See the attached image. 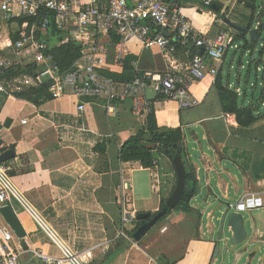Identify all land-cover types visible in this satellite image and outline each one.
Returning a JSON list of instances; mask_svg holds the SVG:
<instances>
[{
  "label": "crops",
  "instance_id": "0c3cea01",
  "mask_svg": "<svg viewBox=\"0 0 264 264\" xmlns=\"http://www.w3.org/2000/svg\"><path fill=\"white\" fill-rule=\"evenodd\" d=\"M233 1L251 11V26L262 20L257 9L247 7L251 0ZM184 2V13L190 17L186 7L192 9L196 3ZM231 2L212 0L210 10L216 21L225 22L228 16L223 18L219 13ZM214 3L218 4V11L212 7ZM254 5L256 7V0ZM191 15L195 18L197 13L192 11ZM21 17L17 7L12 17H6L0 9V58L16 59L13 44L31 31V26L10 22ZM193 24L210 38L223 30L221 27L215 31L209 26L204 28L203 22L201 29L195 22ZM75 30L73 27L64 33L53 22L49 29L37 31V35L46 39L51 48L67 42ZM12 36L18 38L13 40ZM101 39L107 48L101 70L122 73L125 65L118 67L116 64L117 42L113 41V36ZM127 48L129 56L135 58L134 68L141 72L163 73L170 63H175L179 69L190 63L187 54H172L167 59L136 39L131 40ZM28 54L22 53L23 64L20 65L33 64L31 76L36 78L38 67L33 61L39 56ZM84 54L82 52L77 62H83ZM225 64L226 57L222 63H217L219 73L216 76L207 74L192 84L191 92L199 102L191 108H180L176 100L156 93L149 85L145 92L148 112L144 115L133 113L131 99L117 102L115 114H109L105 107L106 97L86 100L69 91L60 98L50 97L38 102L21 98L19 93L46 81L16 91L9 82L29 74L8 79L4 78L7 68L0 67V155L7 150L14 151V157L2 164L10 168V177L25 201L22 204L14 200L10 204L25 232L23 238L14 233L11 241L14 250L21 253V260L26 264H46L34 250L59 255L58 245L62 244L85 255L91 264H216L218 257L214 253L216 247L220 248L221 215H215L211 200L221 201L228 208L229 202H237L251 193L258 192L264 197V81L256 104L258 120L248 126L241 125L234 113L224 111L216 89L221 79L239 96L244 92L239 83L233 88L229 72L224 74ZM148 90L153 94L148 95ZM152 112L159 127L182 129L184 160L195 173L199 191L188 207L171 209L137 241L133 232L140 225L138 222L125 226L131 239L119 235L122 216L119 203L124 183L131 184L127 191L129 209L137 214L152 215L162 209V201L167 200L177 183L172 159L157 151L154 153L156 163L148 168L140 162L120 158L121 145L143 128ZM136 170L151 172V188L158 196L152 205L139 208L134 201L132 174ZM199 198L205 202L204 207L197 203ZM249 212L247 246L244 241L235 249L236 262L233 264H240L243 258H246L243 264H254L256 260V264H264L261 246H264V208ZM4 224L7 223L0 213V226ZM245 225L247 228L246 221ZM164 226L168 227L166 231H162ZM253 246L258 248L251 250ZM247 252L249 256L244 257Z\"/></svg>",
  "mask_w": 264,
  "mask_h": 264
},
{
  "label": "built area",
  "instance_id": "2783aa9c",
  "mask_svg": "<svg viewBox=\"0 0 264 264\" xmlns=\"http://www.w3.org/2000/svg\"><path fill=\"white\" fill-rule=\"evenodd\" d=\"M212 0H205L211 6ZM15 7L22 17L36 18L30 32H25L13 47L16 59L0 58V67L8 68L23 64L22 53L38 54L34 64L38 67L36 78L24 75L11 83L16 91L25 86L38 85L41 80L50 83L48 91L53 98H60L71 91L79 98L106 97L105 105L109 114H115L116 103L126 99L132 100V111L135 115L148 112L146 90L152 85L156 93L176 100L179 107L191 108L199 100L191 92L192 84L202 80L207 74L217 75L219 67L233 46L240 49L236 42V34L221 30L215 38H210L195 27L192 20L184 13L183 0H0V9L6 17L15 15ZM262 8L257 11L261 15ZM222 20V19H220ZM53 22L57 28L66 33L71 28L73 39L84 45L83 62H75L74 67L61 73L53 62L52 56L46 54L48 42L37 35V31L49 29ZM264 22L257 20L254 29L259 30ZM119 37L116 51V64L125 65L129 50L127 44L136 39L146 48L158 50L165 58L179 50H186L193 55L187 67L179 69L170 63L163 73L143 72L129 82H118L103 76L99 71L105 65L107 48L101 41L102 36ZM67 40V41H68ZM21 62V63H20ZM261 66L258 67L260 71ZM9 85V84H8ZM10 86V85H9ZM1 88V86H0ZM84 106H80L83 111ZM156 162H154L155 164ZM10 168L0 163V208L10 205L14 200L24 204V198L13 183ZM131 184L124 183L122 198L127 196ZM121 224L119 235L127 239L131 237L125 226L138 222L137 213L131 211L125 200L120 201ZM264 208V197L261 193H251L237 202H229L228 209L245 213ZM167 226L162 228L166 231ZM14 231L8 224L0 226V264H26L20 258L21 253L11 245ZM59 255L44 254L34 250V254L46 264H91L85 255L75 252L66 245H58Z\"/></svg>",
  "mask_w": 264,
  "mask_h": 264
},
{
  "label": "trees",
  "instance_id": "16d2710c",
  "mask_svg": "<svg viewBox=\"0 0 264 264\" xmlns=\"http://www.w3.org/2000/svg\"><path fill=\"white\" fill-rule=\"evenodd\" d=\"M248 8L252 10L256 9L254 5V0H251L247 4ZM36 18L33 17H21V18H13L10 22L17 21L21 25L24 23H28L32 25L35 22ZM253 23V20H251ZM247 26L248 27L251 26ZM261 31H257L258 36L261 38L263 37V28L261 26ZM238 35H236V40L244 39L245 45L244 48H252L254 47V41L248 39V32L237 30ZM113 36V41L118 42L119 37L116 35ZM17 36H12L13 40H16ZM49 41V37H46ZM84 45L81 42H78L73 39H69L67 42L61 43L55 47H48L47 54L52 56L53 62L58 66V69L61 73L67 72L74 67L75 62L82 56V49ZM264 49H262L261 54L263 53ZM187 54L190 60L192 59L193 55L197 53L196 49H193L192 52L189 54L186 50H179L175 54ZM135 58L133 56H128L125 62V67L122 73L110 72L108 70H100L99 72L103 74V76L112 79L114 81H118L121 83L129 82L135 79L137 76L142 74L143 72L138 71L134 68ZM261 60L255 63V66L259 67L261 64ZM251 66V63H250ZM264 66V64H263ZM34 71L33 64H28L26 66L22 65H13L5 69L6 75L4 78L12 79L18 77L23 74L31 75ZM221 80V79H220ZM217 82L216 89L219 93V97L221 103L223 105V109L226 112L234 113L237 117L238 122L241 125H251L255 123L259 116L257 113V106L256 104L259 102V96H255L254 88H256V83L253 86V92L250 96L247 97V89H244V92L241 96L237 94L236 90H232L229 88L228 85H224L222 80ZM50 83H41L38 87H30L24 90L23 92L19 93L18 96L21 98H25L28 100H33L35 102L40 101L41 99H46L52 97L50 92H48ZM91 97H86L83 99L89 100ZM247 100L250 102L247 103ZM147 144H155L157 147L156 149H150L146 145ZM106 146L105 142L103 143V155L105 154ZM155 151L157 153H161L168 157L170 156H179L182 158L183 163L186 168V191L183 195L181 202L178 206H185L188 207L193 197L196 195L198 191V181L196 179L195 173L191 166L184 160L185 159V147H184V134L182 129L179 128H161L158 126L155 113L152 112L148 115L147 121L143 128L138 131L136 134L129 137L120 148V158L123 161H131V162H140L141 165L145 168L151 167L154 165ZM166 206V201H162L161 208ZM171 209H168V213ZM141 222L138 221V225ZM137 225V226H138ZM137 229V227H136ZM134 230V232L136 231ZM133 232V234H134Z\"/></svg>",
  "mask_w": 264,
  "mask_h": 264
},
{
  "label": "rangeland",
  "instance_id": "374dc122",
  "mask_svg": "<svg viewBox=\"0 0 264 264\" xmlns=\"http://www.w3.org/2000/svg\"><path fill=\"white\" fill-rule=\"evenodd\" d=\"M184 1V0H183ZM185 1H190L195 6L192 7V9H189L186 7V12L190 14V18H193L192 11L196 12L197 15L195 18H193V22L201 29V22L205 26H209L212 28L214 31L217 30L219 27L223 28V30H228L230 32H234V34L238 35V31L234 28L229 29L228 25L221 21H216V18L214 16V13L210 10V6L205 5V0H185ZM192 5V4H191ZM262 8V13H261V19L264 22V0H256V9L257 11ZM192 10V11H190ZM219 14H222L223 18L227 17L234 23L240 24L242 26H249L251 22V11L241 4L238 3V1H233L222 7V10L220 11ZM222 16H217L222 17ZM200 21V22H199ZM252 24V23H251ZM249 29H254V26L248 27ZM261 31V28L259 29ZM248 39H251L250 34H247ZM264 37V33H263ZM261 37V38H263ZM235 44L240 45V49L235 48L234 46L229 49L227 56H226V64L224 67V74L230 75L231 81L233 82V88L237 87V84L239 83L243 89H249L247 92V97L250 96L253 92V88L251 86L256 83V88H254L255 96H259L261 94V90L263 88V81H264V51L261 54L262 49H264V42H258L257 44L254 45L252 48H244L245 42L244 39H239L236 40ZM261 60V69L260 71L258 70V67L255 66V63L257 61ZM251 63V66H250ZM227 78V76H226ZM152 91L148 90V95H152ZM151 172L150 171H145L141 172L139 170H136L132 176H133V182H134V190H133V198L134 201L138 203V207L141 208L142 206L146 205H152L155 202H157L158 196L156 193L151 188V183H152V177H151ZM120 201L125 200L128 203L129 196H125L122 198L120 195ZM211 202H213V209L216 210V216H220L221 211L226 208V205L223 204L221 201L214 200L212 199ZM200 207L205 206V202L202 201L201 198H199L198 202ZM120 206V203H119ZM250 212H245L243 213L245 221L247 223V230H249V225H248V215ZM161 221V220H160ZM159 223V222H158ZM219 222L216 221V225H218ZM160 225V224H159ZM217 230V229H216ZM214 233V235H216ZM223 239L220 242V248L215 249L214 256L217 255L218 261L216 264H233L236 262L235 259V249L238 248L239 246H233L230 239L232 237L231 231L229 227L226 225L224 232H223ZM207 238V237H206ZM217 238V237H216ZM228 240V241H227ZM247 241L245 240L246 245ZM226 244V245H225ZM247 246V245H246ZM263 250L264 246L263 244L261 245ZM228 248V252L225 253V249ZM258 246H253L250 247L251 250H256ZM250 252H247L244 257L249 256ZM261 255V254H257ZM258 258V256H257ZM246 261V258H243L241 260L240 264H243ZM257 260L255 261L254 264H256Z\"/></svg>",
  "mask_w": 264,
  "mask_h": 264
},
{
  "label": "water",
  "instance_id": "95a60500",
  "mask_svg": "<svg viewBox=\"0 0 264 264\" xmlns=\"http://www.w3.org/2000/svg\"><path fill=\"white\" fill-rule=\"evenodd\" d=\"M212 7L218 11L219 6L218 4H213ZM225 22L236 30L247 31L250 34L251 41L255 43L264 42V37L260 38L258 36L257 30L255 29H247V27L242 26L240 24L232 22L229 18H225ZM2 140H0V145ZM150 149H156L155 144H147L146 145ZM13 150H7L3 154L0 155V163H4L9 159L14 157ZM173 161L176 176H177V183L175 189L171 193V195L166 200V206L163 207L159 212H157L154 216H151V213H138L137 217L141 224L138 226L137 230L134 232L133 237L135 240H141L150 230L155 226L162 218H164L167 213L168 209H173L178 206L181 202L183 195L186 191V168L183 163V160L179 156H170ZM199 191V190H198ZM0 213L6 223L11 227L17 237L23 238L25 236V232L21 225L19 218L17 217L15 211L13 210L11 205H6L0 208ZM228 226L232 237L230 239L233 246H241L243 245L244 241L247 238L248 232L245 225V219L243 213L236 212L230 209H225L222 212L220 218V234L218 236V242L220 243L223 239V232L225 226ZM228 241V240H227ZM241 250L247 251V248H242ZM228 252V248L225 249V253Z\"/></svg>",
  "mask_w": 264,
  "mask_h": 264
},
{
  "label": "bare ground",
  "instance_id": "6f19581e",
  "mask_svg": "<svg viewBox=\"0 0 264 264\" xmlns=\"http://www.w3.org/2000/svg\"><path fill=\"white\" fill-rule=\"evenodd\" d=\"M25 202V201H24ZM33 211V210H32ZM36 212V211H35ZM37 214V213H36ZM39 218V217H38ZM39 220V219H38ZM41 220V219H40ZM49 230V229H48Z\"/></svg>",
  "mask_w": 264,
  "mask_h": 264
},
{
  "label": "flooded vegetation",
  "instance_id": "af4514ba",
  "mask_svg": "<svg viewBox=\"0 0 264 264\" xmlns=\"http://www.w3.org/2000/svg\"><path fill=\"white\" fill-rule=\"evenodd\" d=\"M155 215V214H154ZM154 215H151V216H154Z\"/></svg>",
  "mask_w": 264,
  "mask_h": 264
}]
</instances>
